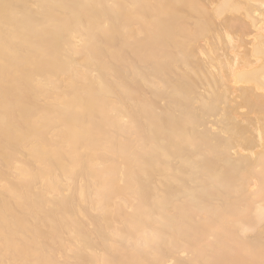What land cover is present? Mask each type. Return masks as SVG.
Segmentation results:
<instances>
[{"label": "bare ground", "instance_id": "1", "mask_svg": "<svg viewBox=\"0 0 264 264\" xmlns=\"http://www.w3.org/2000/svg\"><path fill=\"white\" fill-rule=\"evenodd\" d=\"M0 264H264V0H0Z\"/></svg>", "mask_w": 264, "mask_h": 264}]
</instances>
